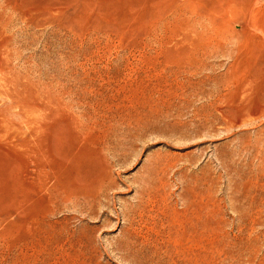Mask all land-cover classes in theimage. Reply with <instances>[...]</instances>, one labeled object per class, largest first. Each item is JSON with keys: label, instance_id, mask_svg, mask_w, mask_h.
Instances as JSON below:
<instances>
[{"label": "rangeland", "instance_id": "374dc122", "mask_svg": "<svg viewBox=\"0 0 264 264\" xmlns=\"http://www.w3.org/2000/svg\"><path fill=\"white\" fill-rule=\"evenodd\" d=\"M78 263L264 264V0H0V264Z\"/></svg>", "mask_w": 264, "mask_h": 264}, {"label": "bare ground", "instance_id": "6f19581e", "mask_svg": "<svg viewBox=\"0 0 264 264\" xmlns=\"http://www.w3.org/2000/svg\"><path fill=\"white\" fill-rule=\"evenodd\" d=\"M18 89V88H17ZM18 90H16V92H17ZM19 93V92H18ZM16 94V93H15ZM59 101V100H58ZM40 102V101H39ZM45 103V102H44ZM49 103V102H48ZM55 103V102H54ZM57 103V102H56ZM59 104V103H58ZM57 104V105H58ZM14 105V104H13ZM27 105V104H26ZM46 105V104H45ZM51 105H52V103H51ZM56 105V106H57ZM24 106V105H23ZM50 106V105H49ZM14 107V106H13ZM17 107V106H16ZM15 107V108H16ZM53 107H55V106H53ZM58 107V106H57ZM60 107V106H59ZM34 108V107H33ZM61 108V107H60ZM25 109H26V107H25ZM45 109V108H44ZM30 111V110H29ZM32 111V110H31ZM40 111V110H39ZM42 111V110H41ZM56 111V110H55ZM38 113V112H37ZM40 113V112H39ZM35 115V114H34ZM58 115V114H57ZM33 116V115H32ZM107 116V115H106ZM36 117V116H35ZM44 117V116H43ZM55 117H57L56 115H55ZM39 118H40V116H39ZM53 118V117H52ZM59 119V118H58ZM51 120V119H50ZM50 120H49V122H50ZM79 122V121H78ZM33 124V123H32ZM79 124V123H78ZM104 124V123H103ZM110 124V123H109ZM38 125V124H37ZM75 125V124H74ZM32 129V128H31ZM54 129V128H53ZM108 130V129H107ZM6 131V130H5ZM49 131H51V130H49ZM28 132V131H27ZM36 132V131H35ZM38 132V131H37ZM49 133V132H48ZM44 134V133H43ZM103 134V133H102ZM42 135V134H41ZM40 135V136H41ZM35 137V136H34ZM32 138V137H31ZM35 141V140H34ZM83 149V148H82ZM25 151H26V149H25ZM42 154V153H41ZM44 156V155H43ZM59 160V159H58ZM81 163H83L82 161H80ZM75 163V162H74ZM81 166V165H80ZM83 166V165H82ZM60 167V166H59ZM76 167H78V166H76ZM79 168H81V167H79ZM79 168H77V169H79ZM83 168V167H82ZM49 170H51V169H49ZM81 170V169H80ZM74 178V177H73ZM76 178H74V180H75ZM75 181H77V179L75 180ZM77 183V182H76ZM80 183V182H79ZM79 185H82V184H79ZM55 188H56V186H55ZM56 189H58V188H56ZM60 189V188H59ZM61 190V189H60ZM62 191V190H61ZM58 192V191H57ZM54 193V192H53ZM80 193V194H79ZM56 195V194H55ZM84 194H81V192H78V191H75V192H72V193H70V194H65V195H63L62 197H63V199H65L66 201H68V202H72V203H76V201L74 200V196H80V197H82ZM57 197V196H56ZM54 198V197H53ZM59 200V199H58ZM62 201V200H61ZM59 202V201H58ZM191 228H192V226H191ZM193 230H195L194 228H193ZM187 232V231H186ZM185 232V233H186ZM191 232L193 233L194 231H192L191 230ZM191 232H188L187 233V235H185L186 236V238L188 239V238H193V236L191 235L192 233ZM176 233V232H175ZM196 233V231L194 232V234ZM184 235V234H183ZM182 235V236H183ZM181 236V237H182ZM75 237V236H74ZM179 238V237H178ZM184 238V240H185V237H183ZM195 238V237H194ZM197 238V237H196ZM180 239H182V238H180ZM186 239V240H187ZM74 240V239H73ZM174 240V239H173ZM178 240V239H177ZM183 240V239H182ZM183 240V241H184ZM190 240V239H189ZM189 240H187V241H189ZM71 241V239L69 240V242ZM75 241V240H74ZM199 241V240H198ZM68 242V243H69ZM77 242V241H76ZM78 242H80V241H78ZM171 243H173V241L171 240L170 241ZM174 242H176V240H174ZM190 243H191V241H189ZM194 242V241H193ZM75 243V242H74ZM76 244V243H75ZM160 244V243H159ZM52 245V244H51ZM67 245V244H66ZM69 245V244H68ZM73 246H74V244H72ZM72 245H70V246H72ZM78 245V244H77ZM155 246H156V244H154ZM60 246V245H59ZM59 246L57 247L58 249H59ZM158 246V245H157ZM162 246H164V245H162ZM166 246V245H165ZM61 247V246H60ZM76 247V246H75ZM78 247V246H77ZM76 247V248H77ZM81 248L83 247L82 246V244H81V246H80ZM55 248V247H54ZM56 248V249H57ZM70 248V247H69ZM154 248V247H153ZM164 248V247H163ZM166 248H167V246H166ZM63 249H64V247H63ZM72 249V248H71ZM78 249V248H77ZM157 249V248H156ZM66 250V249H65ZM74 250V249H73ZM153 250L154 249H152V253H153ZM159 250V249H158ZM166 250V249H165ZM167 250H169V249H167ZM63 251V250H62ZM75 251H77L76 249H75ZM80 251V250H79ZM79 251H77V252H79ZM82 251V250H81ZM155 251V250H154ZM161 251V250H160ZM163 251V250H162ZM203 251H205L204 249H203ZM157 252V251H156ZM58 253V252H57ZM73 253V252H72ZM155 253V252H154ZM160 253V252H159ZM163 253H167V252H164L163 251ZM170 253V252H169ZM70 254V253H69ZM171 254V253H170ZM71 255V254H70ZM73 255V254H72ZM71 255V256H72ZM74 255H75V252H74ZM81 255V254H80ZM83 255H85V254H82L81 255V257L83 256ZM159 255H161V254H159ZM158 255V256H159ZM63 256V255H62ZM65 256V255H64ZM76 256H78V254L76 255ZM164 256V255H163ZM70 257V256H69ZM75 257V256H74ZM86 257V256H85ZM160 257V256H159ZM83 258V257H82ZM163 258H165V257H163ZM72 259V258H71ZM74 259V258H73ZM81 259V258H80ZM85 259V258H84ZM84 259H82V260H84ZM157 259H159V258H157ZM162 259V258H161ZM75 260L77 261L78 259H76V257H75ZM167 260V259H166ZM159 261V260H158ZM73 262V261H72ZM75 262V261H74ZM78 262H80V261H78ZM83 262V261H82ZM85 262H86V260H85ZM161 262V261H160ZM166 262V261H165ZM79 264V263H78Z\"/></svg>", "mask_w": 264, "mask_h": 264}]
</instances>
